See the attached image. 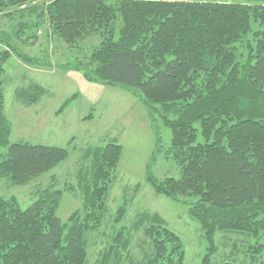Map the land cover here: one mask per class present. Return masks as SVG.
Segmentation results:
<instances>
[{"label": "trees", "instance_id": "obj_1", "mask_svg": "<svg viewBox=\"0 0 264 264\" xmlns=\"http://www.w3.org/2000/svg\"><path fill=\"white\" fill-rule=\"evenodd\" d=\"M0 2V13L10 6L40 11L52 35L70 48L100 35L101 43L78 66L86 79L134 90L148 106H159L163 123L172 132L169 153L181 177L150 181L157 193L189 205L210 245L202 264H239L211 261L218 251L214 238L219 231L243 236L254 262L262 256L264 5ZM29 4L33 6L28 8ZM11 54L10 49L0 53V177L22 185L56 168L69 153L59 147L10 142L3 86L4 62ZM42 95L38 85L18 92L25 105ZM2 148L7 151L2 153ZM88 156L92 179L83 180L79 174L85 201L67 222L57 216L59 190L40 191L26 209L15 197L0 198V264H89V236L103 225L121 146L108 143ZM124 216L121 208L116 220ZM184 254L181 239L158 214L141 213L131 226L112 234L98 264H183Z\"/></svg>", "mask_w": 264, "mask_h": 264}, {"label": "rangeland", "instance_id": "obj_2", "mask_svg": "<svg viewBox=\"0 0 264 264\" xmlns=\"http://www.w3.org/2000/svg\"><path fill=\"white\" fill-rule=\"evenodd\" d=\"M51 1L42 0L46 4ZM145 1L264 5V0ZM32 6L29 4L28 8ZM39 13L15 6L0 13V53L12 50L4 62L3 86L10 142L64 148L69 154L56 168L25 184L15 185L8 177H0V198L15 197L26 209L37 200L40 191L59 190L62 198L57 216L67 222L85 201L79 174L83 180L92 179V156L88 155L96 148L116 143L121 146V156L110 177L103 225L89 236V264H98L99 254L110 243L112 234L131 226L141 213L158 214L164 225L179 236L185 253L183 264H202L210 245L189 205L157 193L150 181L151 177L158 182L181 177L169 153L172 132L164 125L159 106H148L134 90L87 80L78 66L98 47L101 36H91L70 48L52 35ZM253 29L257 26L253 25ZM118 34L117 30V38ZM32 85L40 86L43 95L25 105L18 92ZM1 151L5 153L7 148ZM121 208L125 216L117 221ZM244 239L238 234L217 232L214 240L218 251L211 255V261L264 264V253L254 262Z\"/></svg>", "mask_w": 264, "mask_h": 264}]
</instances>
